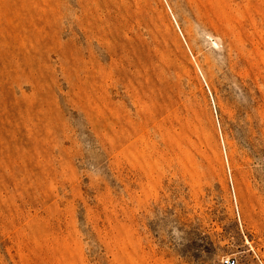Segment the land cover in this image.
<instances>
[{
	"label": "rangeland",
	"instance_id": "obj_1",
	"mask_svg": "<svg viewBox=\"0 0 264 264\" xmlns=\"http://www.w3.org/2000/svg\"><path fill=\"white\" fill-rule=\"evenodd\" d=\"M264 264V0H0V264Z\"/></svg>",
	"mask_w": 264,
	"mask_h": 264
},
{
	"label": "built area",
	"instance_id": "obj_2",
	"mask_svg": "<svg viewBox=\"0 0 264 264\" xmlns=\"http://www.w3.org/2000/svg\"><path fill=\"white\" fill-rule=\"evenodd\" d=\"M223 264H235V261L230 258H225Z\"/></svg>",
	"mask_w": 264,
	"mask_h": 264
}]
</instances>
